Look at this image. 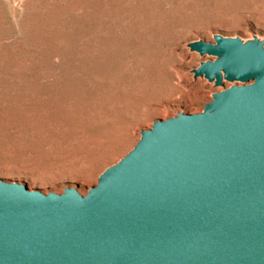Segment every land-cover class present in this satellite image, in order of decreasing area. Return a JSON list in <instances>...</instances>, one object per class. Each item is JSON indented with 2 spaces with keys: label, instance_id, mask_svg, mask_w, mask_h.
Wrapping results in <instances>:
<instances>
[{
  "label": "rangeland",
  "instance_id": "1",
  "mask_svg": "<svg viewBox=\"0 0 264 264\" xmlns=\"http://www.w3.org/2000/svg\"><path fill=\"white\" fill-rule=\"evenodd\" d=\"M264 38V0H0V179L82 194L216 86L189 43ZM240 83V82H238Z\"/></svg>",
  "mask_w": 264,
  "mask_h": 264
},
{
  "label": "water",
  "instance_id": "2",
  "mask_svg": "<svg viewBox=\"0 0 264 264\" xmlns=\"http://www.w3.org/2000/svg\"><path fill=\"white\" fill-rule=\"evenodd\" d=\"M189 43L216 86L154 121L87 194L0 179V264H264V38ZM240 82V83H238Z\"/></svg>",
  "mask_w": 264,
  "mask_h": 264
}]
</instances>
